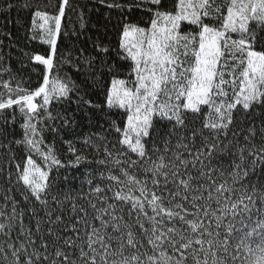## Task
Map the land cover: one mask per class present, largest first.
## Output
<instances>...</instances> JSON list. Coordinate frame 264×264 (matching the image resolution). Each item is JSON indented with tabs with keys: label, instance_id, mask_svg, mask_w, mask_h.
<instances>
[{
	"label": "snow or ice",
	"instance_id": "obj_1",
	"mask_svg": "<svg viewBox=\"0 0 264 264\" xmlns=\"http://www.w3.org/2000/svg\"><path fill=\"white\" fill-rule=\"evenodd\" d=\"M99 2L121 14L117 55L134 74L113 79L99 102L87 97L104 75L96 63H108L100 55L85 57L92 84L50 79L69 0L56 14L7 4L31 13L29 39L48 49L29 58L34 88L0 80V174L7 192L23 189L22 201L2 198L0 264H264V0ZM73 103L87 136L75 113L52 112ZM60 133L82 137L68 166L95 165L78 186L61 171Z\"/></svg>",
	"mask_w": 264,
	"mask_h": 264
},
{
	"label": "trees",
	"instance_id": "obj_2",
	"mask_svg": "<svg viewBox=\"0 0 264 264\" xmlns=\"http://www.w3.org/2000/svg\"><path fill=\"white\" fill-rule=\"evenodd\" d=\"M21 5L25 0H0V57L3 58V63L0 67L11 65L12 72L0 76V80H7L10 76H15L12 81L13 86L17 81L23 80L22 87L36 86L37 72L33 70V61L29 58L35 54H43L48 46L42 44L38 39H29L32 33L29 31L32 15L29 11L21 10L19 7L11 10L7 9V4ZM33 8H38L41 11H47L49 14H56L57 8L61 0H28ZM111 2V0H106ZM171 10V3L168 4ZM82 16V19H81ZM121 14L116 9H109L99 0H69V5L65 9V17L62 19L61 35L58 38V61L50 74V79H55L57 76L63 80L71 79L77 83H81L85 76L92 84V77L88 75L89 65L85 62V57L100 55L108 63L101 68L100 64L96 63V68L99 69L97 76L103 72V78L98 79L89 92L87 98L93 102H99L105 99V93L111 88V81L113 79H134V74L129 75L131 69L129 65L130 60H123L118 55L120 30L118 25L121 23ZM133 19L139 22V26L150 27L149 14L137 11ZM83 24V27L81 26ZM10 33L9 37L7 34ZM97 45L107 47L108 53L98 52ZM83 50V55H81ZM27 65V67H25ZM111 66V71H109ZM42 67V66H41ZM29 77H31L29 79ZM0 92H4L7 96L5 89L0 87ZM67 109V111H65ZM113 112L119 111L123 115V110L112 109ZM53 114L59 113L67 118L75 117L81 123V127L77 129L78 132L87 136L90 129L86 123V117H83V109L77 110L75 103L70 106L67 104H56L52 108ZM105 120L111 117L104 118ZM119 120V118H117ZM23 117L17 113V136L19 135V124L22 122ZM126 122V117L124 118ZM59 124L57 119L55 122ZM3 126L2 119H0V127ZM45 145L53 143V134L50 132L44 133ZM12 139L11 129H9L7 143ZM72 143L78 149L82 144V137L65 136L60 133L55 137V151L62 163L66 166L61 169L71 179L73 185H79L84 177L81 176L82 172L90 171L95 165H81L79 169L68 166L74 157L68 151L69 143ZM43 150V146H42ZM92 150L89 149L85 154H89ZM8 153L3 148H0V166L8 167L7 164ZM33 158L37 164L44 167L43 161L40 156L33 154ZM5 174H0V207H5L3 204V196L7 193L12 195L17 200H23L22 186L16 185L11 192H7L9 187L8 182L4 179ZM14 182V177H13ZM87 190V187L86 189Z\"/></svg>",
	"mask_w": 264,
	"mask_h": 264
},
{
	"label": "rangeland",
	"instance_id": "obj_3",
	"mask_svg": "<svg viewBox=\"0 0 264 264\" xmlns=\"http://www.w3.org/2000/svg\"><path fill=\"white\" fill-rule=\"evenodd\" d=\"M124 80L128 81V79H124Z\"/></svg>",
	"mask_w": 264,
	"mask_h": 264
}]
</instances>
